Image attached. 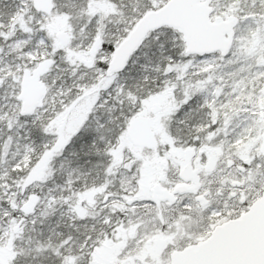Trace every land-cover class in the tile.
I'll return each instance as SVG.
<instances>
[{"label":"rangeland","instance_id":"obj_1","mask_svg":"<svg viewBox=\"0 0 264 264\" xmlns=\"http://www.w3.org/2000/svg\"><path fill=\"white\" fill-rule=\"evenodd\" d=\"M165 1L117 0V10L105 16L106 28L109 33L119 36L127 18L137 16V13L141 15L147 9H156ZM30 2L0 0V29L8 31L10 35L8 40L0 39V66L7 64L15 68L17 64L25 62L27 57L22 55L23 49L14 46L18 40L24 43V48L39 47L38 33L35 31L38 19L48 25L53 50L65 47L56 39L55 32L69 34L68 48L75 52V58H72L74 63L82 64L85 58L95 61L103 57V54L101 57L90 55L89 48L84 45L86 33L80 31L85 24L88 29H93L96 20L86 22L79 15H73L69 20L67 16L57 15V9H68L70 6H73L74 12L83 0H55L52 15L48 17L37 12L30 17L27 14L32 5ZM211 5L212 17L227 16L223 5L217 0H212ZM52 16L55 24L51 23ZM242 33L238 24L232 52L224 59H220L218 53H213L212 56L216 57L214 63L202 64L198 56H189L186 60L180 59L174 73L167 76L158 67L167 56L165 44L171 49L179 47L182 50V38L171 28H160L150 33L133 55L135 62H130L127 69L116 78L124 89L133 88L142 93L139 96L134 93L131 97L115 87L99 98H95V91L99 89L87 96L77 94L68 97L73 76L64 65L68 55L65 52L58 54L55 66L42 77L47 87L43 105L49 110L60 106L50 121V130L59 138L70 134L85 119L87 123L81 134L54 163H49L43 156L37 158L36 154L35 162L28 165L31 157L24 156V145L34 143L36 135L40 147L48 139L39 132L38 122L19 127L17 134L13 133L14 139L7 149L0 144V197L8 195L21 203L25 194L36 193L40 197L32 213L35 222L31 218L27 219L22 236L16 240L19 247L31 250L26 255L18 254L15 264H58L59 258L50 248L37 252L34 242L39 238L51 239L55 243L69 233V244L77 264H170L166 262L170 251L209 235L213 226V219L211 222L209 219L217 216V209L229 201L227 197H219V188L236 177L230 172L227 180H224L221 173L229 160L244 158L252 151L256 152L254 148L259 143V128L264 118V68L257 64L254 71L251 67H244L246 75L240 68L244 62L242 49L255 46L260 35L258 31L251 36ZM47 51L42 49L39 55L43 57ZM174 52L177 56L178 51ZM107 55L111 57V54ZM228 67L232 69L227 70ZM201 68L212 71L208 73L206 87L198 92L197 99L207 92L214 101L212 112L208 115L205 110L178 112L177 108L188 89L195 86L194 78L199 77ZM251 72L255 75L252 76ZM80 74L86 79H98V74L87 67H80L77 75ZM246 78L250 82L257 79L262 81L258 90L245 91ZM165 79L170 81V84L165 85L167 90L156 87ZM20 81L21 78L19 84ZM15 83L14 79H10L0 86V103L11 98ZM98 83L100 88L105 86L103 81L98 80ZM242 85L244 88H240ZM241 112L244 113L236 117ZM217 117L219 123L205 131L208 128L207 121ZM137 118L146 119L157 135L158 144L153 149L130 141L128 125ZM223 121H228V126L224 127ZM232 127L234 133L241 129L250 134L234 142L231 139H217L220 134L233 132ZM25 128L29 131L26 132ZM213 130L216 134L209 138L207 135ZM6 136L7 130H0V141ZM93 138L96 139L99 152L88 155L89 149L96 147L90 144ZM196 138H200V143L194 147L204 154V148L211 147L212 152L220 156L223 166L220 164L211 174L204 171L202 187L182 196L177 203H156L153 186L158 184L169 188L179 181L178 165L185 160L184 150L189 147L188 141L198 142ZM105 145L108 147L107 153L104 151ZM22 157L17 169L27 168L28 171L18 183L17 179H9V175L12 171H18L11 165ZM197 159L198 165L201 161L204 163L203 154H198ZM94 161H107V167ZM200 168L203 169V164ZM69 176L71 185L67 183ZM246 180L249 182L250 178ZM214 184L218 188L213 197L201 200L199 196H204L205 188ZM74 190L85 193L76 200L82 213L78 219H73L69 202L58 199L54 211L46 208L48 193L60 196ZM7 206L8 200L0 199V213Z\"/></svg>","mask_w":264,"mask_h":264},{"label":"snow or ice","instance_id":"obj_2","mask_svg":"<svg viewBox=\"0 0 264 264\" xmlns=\"http://www.w3.org/2000/svg\"><path fill=\"white\" fill-rule=\"evenodd\" d=\"M22 3L26 0H21ZM50 3L54 5V0H50ZM33 6H35L33 2ZM47 7V6H46ZM70 6L68 9H57L58 16H67L70 20L73 15L81 16L86 22L96 20L97 23L94 24L93 29H88L86 24L83 25L80 31L86 33V40L84 45L90 50H95V46H99V50H96V56L102 58H97L95 61H92L90 58H85L82 64H76L72 61L71 56L64 60L65 67L69 68V74L73 76L71 81L72 89L68 92V97L80 94L87 96L90 92L95 91V98H99L100 95H103L104 92H108L110 88H117L121 93L131 97L134 93L139 96L142 93L133 88L124 89V86L118 82L116 79L120 76L122 72L125 71L130 62L134 63L133 54L139 48V43H136L135 48L132 49V52L129 53L127 59L123 63L117 65L109 58L107 54L115 55L120 45V39H132L131 34L136 32V20L140 13H137V16H132L126 19L125 27L122 32L117 36L116 34H111L108 32L106 25L104 23L105 16L110 12L117 10V0H83L82 4L75 8V11H72ZM43 12L44 9H41ZM249 17H264V9H247L241 10ZM259 22V21H257ZM35 31L38 33L37 44L38 48H24V43L17 41L14 45L16 48L23 49L22 55L27 57L24 63L17 64L15 68L10 65L0 66V86H3L8 80L14 79L16 81L13 91L10 94V99H5L3 103H0V130H7V136L0 141V144L3 145L5 149L8 148L11 141L14 139L13 133H16L18 128L29 123H37L39 132L48 139L44 140L39 152L37 153V158L43 156L44 159L49 161V163H54L58 157H60L68 145L72 144L76 138L81 134L82 129L87 123L85 119L82 123L79 124L70 134L64 135L62 137H57L54 133L51 132L50 121L54 118L59 111L60 106L57 105L55 110H49L43 104H34L31 107H27L22 103V94L20 93V84L19 78L25 72H31L33 75L40 72L44 68H48L51 71V66L56 64V56L63 53V49L56 48L52 49L51 38L48 35V25L44 20H37V26ZM0 39L8 40L10 35L8 31L0 29ZM42 49H47L44 56H40L39 52ZM215 51V50H213ZM232 52V49H229V53ZM50 54V55H49ZM188 54L186 53H177V56H173L169 53L166 57L163 58V62L158 65L161 69L163 75H171L176 70V65L179 63L180 59L186 60ZM202 64L214 63L216 57L211 54L200 53L197 57ZM220 59H224L221 57ZM257 66L264 68V60L257 62ZM80 67H87L91 72L98 74V79L93 78H83V74L77 75ZM147 67V65L145 66ZM212 69H200V75L198 78H194L195 86L189 88L187 94L185 95L182 103L177 108L178 112H191L195 110H205L206 115L212 112V105L214 104L213 99L208 95L207 92L204 95L200 96L197 99L198 92L203 91V87H206V80L208 78V73ZM106 74V75H105ZM147 79V77H144ZM99 81L104 82V87L100 88ZM170 84V81L165 79L160 85L156 87L165 88V85ZM165 90H167L165 88ZM210 91V90H209ZM8 105L7 107L5 105ZM30 118V119H29ZM208 128H205V131H208L209 128L216 126L219 123V117L216 119H209L207 121ZM25 131L29 129L25 128ZM91 145L96 147L90 148L88 155H91L93 152H99V146L97 145L96 139L93 138L90 141ZM25 153L24 156L31 157L33 152H36V149L30 145L25 144ZM105 153L108 151L107 145L104 148ZM22 159L16 161L11 167L14 170H18L21 173V176H24L27 173V168L17 169V164L22 163ZM34 159H29V165L34 163ZM238 163L243 165V170L256 171L261 176H264V154L257 153L252 151L251 154L247 155L244 158H239ZM94 163L103 164L107 167V161H94ZM17 179V182L20 183V178ZM71 185V177L67 181ZM85 193L82 191H72L68 195L61 194L57 196L55 193H48V202L46 208L55 210V204L58 199L63 200L64 202H69V209L73 212V219H78L82 214L79 209L78 203L76 202L77 197L83 196ZM0 199L8 200V206L3 209L0 213V264H15V260L18 254H27V251L23 247H19L16 244V240L20 238L24 231V223L27 219L31 218L35 222L34 207L31 201H37L40 199L38 194H32L29 200L27 194H25V199L23 203L17 200L11 199L10 196L5 195L0 197ZM31 239V237H29ZM71 240V233L62 236V238L55 243L51 239L41 240L37 238L34 242V248L37 252L44 249H51L58 257V264H77L75 254H73L69 241Z\"/></svg>","mask_w":264,"mask_h":264},{"label":"water","instance_id":"obj_3","mask_svg":"<svg viewBox=\"0 0 264 264\" xmlns=\"http://www.w3.org/2000/svg\"><path fill=\"white\" fill-rule=\"evenodd\" d=\"M33 2L35 11L46 15L52 12L53 5L50 0H32V5ZM210 3L211 0H168L158 9L147 10L134 25L136 32L131 34L132 39H121L117 53L112 55L111 60L117 65L123 63L136 43L142 41L141 46L149 32L163 26L171 27L182 34L186 54L199 55L203 52L207 55L219 52L224 57L232 48L238 16L232 15L226 18L215 16L211 19L213 9ZM41 9L44 11L42 12ZM56 38L65 45L69 41V35L64 31L57 32ZM97 46L95 50H90L91 54L96 52ZM48 71V68H44L35 75L31 72L22 75L19 94H22V103L25 106L43 104L47 87L41 81V76ZM127 134L134 144L147 148H153L157 144L154 131L143 118L132 120ZM261 141L259 150L264 154V121ZM186 155V163L181 165L179 177L184 182L192 180L198 184L199 176H196L190 163L193 150L187 149ZM153 189L154 199L157 202L167 200L174 202L175 193L188 191L185 184L177 185L171 191L158 185ZM36 202L31 201L33 207ZM169 262L170 264H264V190L262 196L239 217L215 226L205 239L190 243L180 250L171 251Z\"/></svg>","mask_w":264,"mask_h":264},{"label":"flooded vegetation","instance_id":"obj_4","mask_svg":"<svg viewBox=\"0 0 264 264\" xmlns=\"http://www.w3.org/2000/svg\"><path fill=\"white\" fill-rule=\"evenodd\" d=\"M221 106H224V108H226L224 103H222ZM227 112H224V114H227ZM223 125H224V127L228 126V121H223ZM219 131L221 132V130H219ZM232 131L233 132H231V133L230 132L226 133L224 131L225 134L223 133V134L218 135L217 139L228 140L229 138L234 137V140L236 141V139L239 140L240 138L245 137L246 135L250 134V132L248 134H245V131L241 130V129H238V133L237 132L234 133V131H235L234 128L232 129ZM212 132H210V134L207 135L209 138H213V136L216 134L215 130H213ZM198 139H199L198 142L195 141L192 143V142L188 141V144L192 143V145H189V146L194 147V146H196V143L199 144L200 138H196V140H198ZM229 147H231V146H229ZM194 149H195V153H194L195 156L192 159V166H194V169L197 171V174L201 178V184L198 186L200 188V187H202L204 171L206 173L211 174L219 168L220 164H221V167L223 166V164L220 161V156H217L216 154H214L211 150V147L207 146L204 148L206 151V154H204L202 151H199L198 147H194ZM254 149L256 150L257 153L262 154V152H259V145H255ZM198 154H203V157H204V159H203L204 163H203V161H201L202 163H200L199 165H198L199 161L197 159ZM234 155H235V153H234ZM241 158H243V157H241ZM237 161H238V159L229 160L227 162V166L223 169V171L221 173L223 175L222 179H224V180H227V176L230 172L235 174L236 177L234 178L235 180H230V182L226 181L225 182L226 186H223V187L221 186L219 188V197L223 198V199L225 197H227L229 201H228L227 205H224V206L222 205V206H220L219 209H217V211H218L217 216H213L209 219L210 222L213 219V221H212L213 226H215V225H217L223 221L229 220L232 217H237L238 215L242 214V212L248 210V208L251 206L252 202L255 199H257L258 197H260L262 195L261 193L264 189V176H261L258 172L254 171V170L248 171V172L244 171L243 165H241ZM202 164H203V169L200 168V165L202 166ZM247 178H250L249 182L246 180ZM246 182L250 185L249 187L247 186ZM187 187L189 188L188 193H190L193 190H195L196 188H198L195 185H193L192 183H188ZM216 188H218V186L215 184L213 186L209 185V187L205 188V190H204V192H205L204 196L203 195L199 196L200 199L205 200V197L206 198L213 197V193L215 192ZM182 196H184V194L180 195L179 192L177 193V195H176V198H178L177 202ZM204 202H207V200Z\"/></svg>","mask_w":264,"mask_h":264},{"label":"trees","instance_id":"obj_5","mask_svg":"<svg viewBox=\"0 0 264 264\" xmlns=\"http://www.w3.org/2000/svg\"><path fill=\"white\" fill-rule=\"evenodd\" d=\"M217 1L218 3H221L223 5L222 8H224V10L226 11V15L235 14L239 16L238 24L240 31L242 29L243 32L242 35L246 34L251 36L257 31L260 35L258 37L259 38L258 43L255 46L249 48L247 47L246 49H242L241 51V54L243 53V55L241 56L243 57L244 62L240 68L243 70L244 75H246V72H244V67L245 68L251 67V69L254 71L257 62L260 60H264V17H259V18L249 17L241 10L264 9V0H217ZM231 2H236V4ZM27 14L31 17V15H34L35 12L32 8H30ZM50 20L51 23L55 24L54 23L55 18L53 16L50 17ZM165 48L167 50L166 52L167 55L171 53L173 56H176V53L174 52L175 50H177L179 53H182V50L179 47H175V49L173 48L171 49V47L168 46V44H165ZM63 52H65V55H68V57L71 56V58H73L75 56V52L68 47H64ZM58 56L59 55H57L56 58ZM238 66H240V64H238ZM231 69H232L231 67L227 68V70H231ZM254 75L255 74L252 73V76ZM260 83H262V81H260L259 79L254 80V82L253 81L250 82V79L246 78L245 88L243 87V85L242 87L240 86V88H244L245 91H254V90H258ZM38 140L39 138L36 135V141L31 144L36 149V152L32 153L31 159H34V156L37 154L38 148H40V142ZM28 165H29V161H28ZM15 172L12 171V174L9 175V179L12 180L17 176H19V178L21 177L20 171H15Z\"/></svg>","mask_w":264,"mask_h":264}]
</instances>
